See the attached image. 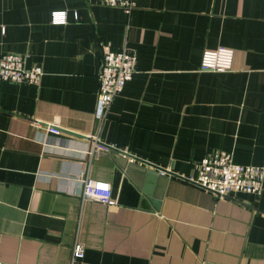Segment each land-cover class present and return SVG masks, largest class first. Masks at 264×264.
Segmentation results:
<instances>
[{"label": "crops", "instance_id": "crops-1", "mask_svg": "<svg viewBox=\"0 0 264 264\" xmlns=\"http://www.w3.org/2000/svg\"><path fill=\"white\" fill-rule=\"evenodd\" d=\"M124 45L137 71L101 120L102 49ZM219 45L232 68L201 70ZM8 52L45 73L0 78V264H69L76 239L82 264H264V188L221 198L187 178L209 150L264 165V0H136L129 15L103 0H0ZM94 139L111 147L88 163ZM113 147L172 171L167 183ZM87 164L116 204L82 199Z\"/></svg>", "mask_w": 264, "mask_h": 264}, {"label": "built area", "instance_id": "built-area-1", "mask_svg": "<svg viewBox=\"0 0 264 264\" xmlns=\"http://www.w3.org/2000/svg\"><path fill=\"white\" fill-rule=\"evenodd\" d=\"M106 5L121 7L128 15L136 7V0H103ZM54 22H65V10L53 11ZM28 53L8 52L0 57V78L15 82L39 83L45 73L43 65H28ZM234 49L219 45L203 51L201 57V70L226 71L232 68ZM138 53L135 49L124 45L121 49L113 50L103 46L98 71V96L96 117L104 119L114 101L126 83L133 79L137 71ZM39 122V121H37ZM48 131L59 133V129L48 123ZM87 149L88 163L93 155L109 145L94 139ZM83 195L82 199L92 200L105 205H114V198L110 182L95 179L90 176L88 164L80 170ZM189 181L213 192L219 197L227 196L233 192L245 191L261 193L264 188V165L242 164L236 162L232 153L221 150H209L205 156L196 161L194 172L187 177ZM85 257V245L76 239L72 246L69 264H82Z\"/></svg>", "mask_w": 264, "mask_h": 264}, {"label": "water", "instance_id": "water-1", "mask_svg": "<svg viewBox=\"0 0 264 264\" xmlns=\"http://www.w3.org/2000/svg\"><path fill=\"white\" fill-rule=\"evenodd\" d=\"M109 147H111V146H109ZM113 148H115V147H113ZM115 149H116V151H117L118 153L128 154V155H130L131 157H133V158H135V159H139V160L142 161L143 163L149 165L150 168L148 169V171H149L150 173L156 175V178H157V180L161 183V186L164 187L165 183H167L169 177H168V175H167L166 173H171L172 171H169V170H167V169H164V168H162V167H159L158 165H154L153 163H150L149 161H146V160L140 159L139 157H136V156H134V155H131L130 153L125 152V151H123V150H121V149H118V148H115ZM160 171H161V172H164V173H161ZM172 174H173V173H172ZM158 202H159V201H158ZM158 202H156V204H158Z\"/></svg>", "mask_w": 264, "mask_h": 264}]
</instances>
